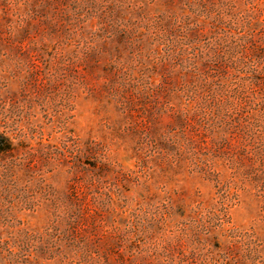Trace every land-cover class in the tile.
I'll return each mask as SVG.
<instances>
[{
    "label": "rangeland",
    "instance_id": "1",
    "mask_svg": "<svg viewBox=\"0 0 264 264\" xmlns=\"http://www.w3.org/2000/svg\"><path fill=\"white\" fill-rule=\"evenodd\" d=\"M0 132V264H264V0H0Z\"/></svg>",
    "mask_w": 264,
    "mask_h": 264
},
{
    "label": "trees",
    "instance_id": "2",
    "mask_svg": "<svg viewBox=\"0 0 264 264\" xmlns=\"http://www.w3.org/2000/svg\"><path fill=\"white\" fill-rule=\"evenodd\" d=\"M50 7L53 5L48 4ZM54 11V10H52ZM60 14H56V17L60 19L62 16H59ZM63 15V14H62ZM14 148L12 145V142L10 141L9 137L6 136L4 133L0 132V154H10L13 152Z\"/></svg>",
    "mask_w": 264,
    "mask_h": 264
}]
</instances>
